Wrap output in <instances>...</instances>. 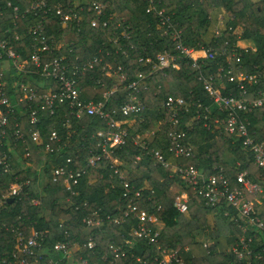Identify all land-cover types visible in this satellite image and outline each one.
<instances>
[{
    "label": "trees",
    "instance_id": "trees-1",
    "mask_svg": "<svg viewBox=\"0 0 264 264\" xmlns=\"http://www.w3.org/2000/svg\"><path fill=\"white\" fill-rule=\"evenodd\" d=\"M34 1L0 0V38H6L16 52L30 60L33 42L38 41V37L29 30L37 27L45 34L48 43L63 41L59 48L42 51L43 62L65 55L70 64L80 66L96 56L100 57V62L85 69L79 76L80 97L84 100L100 99L104 91L117 83L114 77L104 74L107 65L112 68L120 66L128 80L133 79L139 71L150 69L139 60L141 56L154 58L157 52L172 44L168 31L163 34L167 27L160 23L154 11L146 10L150 0H95L103 5L98 16L93 8L89 9L91 0H46L47 6L58 3L65 10L73 8L77 17L66 26L61 24L54 11L43 16L41 11L30 9ZM153 4L156 9L163 8L164 13L170 16L172 29L182 30L185 44L217 51L224 46L236 47L240 60L234 62V67H240L248 74H264V0H153ZM216 8H222L225 26L206 42L202 37L203 31L210 25L211 12ZM94 19L96 23L92 25ZM16 34L18 38H15ZM245 38L252 39L254 46L239 47L236 44L239 39ZM215 60L222 58L217 56ZM178 61V69L153 72L147 80V88L140 89L138 97L143 103V110L137 117L127 116L131 123V127H128L130 135L154 130L152 139H149L150 147L160 148L170 156L168 133L173 128L168 121L164 100L171 94L181 96L187 101L189 110L181 117V124L174 129L185 132V141L193 146L194 154L181 157L180 161L211 171L214 166H227L240 159L242 166L259 179L260 172L252 164V154L241 141L228 134L223 135L214 128L212 118L224 117L225 114L203 89L197 77L198 69L187 58ZM207 62L212 63L211 68L215 64L213 61ZM28 66H31V62ZM5 79L12 108L7 112V125L0 126V132L5 131V135L0 136V153L7 154L10 164L6 171L0 168V258L15 252L17 230L27 235L34 227L44 231L47 248L58 239L66 241L68 245L74 242L82 245L91 236L96 241V248L90 250L82 247L80 254L95 264H118L112 261L108 244L121 243L130 236L129 225L105 220L103 231H99L98 227L78 221L76 215L81 216L83 212L74 210V204L79 203L83 207L82 203L87 201L82 210H97L102 215L118 214L122 205L119 197L123 187L112 171L107 167L87 165L85 160L87 154L99 151V139L93 137L92 133L105 127V120L90 115L72 117V109L66 104L50 113L48 109L40 110L37 98L19 102L18 95L12 92V81L17 79L28 88L41 85L38 92H43L49 85V79L42 75L20 73L16 77L7 75ZM245 83L253 97L257 90L264 91L262 77ZM214 85L221 94L237 95L240 92L237 82L226 79L222 84ZM126 97L127 89L120 84L111 94L108 109L118 110L119 103ZM36 107L40 110V123L31 124L28 111ZM196 111L200 114L198 118ZM204 115L207 117L204 118ZM117 116L123 117L119 113ZM246 116L251 129L264 132V104ZM66 118L70 119L71 126L65 122ZM184 122H191L192 127L182 125ZM17 129L23 133V137L14 133ZM33 129H39L44 140H48L50 132L56 130L67 145L58 148L57 141H51L53 150L45 151L42 144L32 140L30 134ZM131 136L115 146L113 152L123 162L129 182L142 192L140 199H134V202L159 216L157 229L160 245L176 248L184 264H234L232 256L224 250L229 240L226 239V245L225 242L222 244L223 236L226 237L231 228L232 232H237L223 214L226 207H208L200 195L188 188L189 208L185 213H179L174 207L175 196L182 189L177 178L170 175L169 169L154 161L149 153L143 152L142 159L136 160L135 155L141 149L132 142ZM26 147L30 153L28 156L25 155ZM68 156L73 158L74 167L85 168V173L74 188V195L64 188L61 181L52 178V169L64 163ZM261 181L264 182V178ZM13 182L19 183L20 188L9 196L8 188ZM69 195L73 199L70 204L65 202ZM33 199L39 202L34 204ZM210 240L219 246V251L213 246L204 247V242ZM139 244L143 249L149 246L145 240ZM184 246L188 247L186 251L183 250ZM135 252L146 254L145 251L140 253L139 249H135ZM102 253L107 254L106 260H101ZM128 264L154 263L129 258Z\"/></svg>",
    "mask_w": 264,
    "mask_h": 264
},
{
    "label": "built area",
    "instance_id": "built-area-1",
    "mask_svg": "<svg viewBox=\"0 0 264 264\" xmlns=\"http://www.w3.org/2000/svg\"><path fill=\"white\" fill-rule=\"evenodd\" d=\"M89 9L93 8L95 14H101L103 5L101 2L89 1ZM16 8V7H14ZM30 9L41 11L42 15H47L54 11L59 16L61 24L66 26L68 22L77 17V14L70 7L65 10L62 5L55 4L47 6L46 0H36L29 6ZM147 11H154L162 25L167 27L163 34L169 33L171 38V46L156 53L155 57H140L139 60L145 66L150 67L148 71H139L133 79L127 78L125 73L121 71L120 66L112 68L107 65L104 74L114 77L117 83L111 88L104 91L100 99L84 100L80 97L79 76L87 68H92L95 63L101 61L100 57H94L80 66L70 64L65 55L55 56L47 61H42V51L51 48H59L63 41L48 43L45 34L37 27L30 28L29 32L38 37V41L33 42L30 60L23 58L18 52L12 48L6 38H0V126L7 125V112L12 108L9 94L6 91L7 82L5 77L18 76V74H39L49 80L48 87L43 92H38L39 85L29 87L18 81L13 80L11 85L14 95H18L17 100L38 99L40 110L48 109L53 113L55 109L66 104L72 109L71 116L78 118L82 115L97 116L105 120L106 126L96 130L92 136L98 138L97 145L99 151L87 154L86 164L90 166H100L109 168L115 175L117 182L123 187L120 195L122 205L119 206V213L100 214L97 210L86 211L82 208L86 206L84 201L81 207L79 203L74 204V210L83 212L81 216L76 215L82 224L93 225L98 227L99 231H103L102 226L105 220L112 221L116 224L127 223L129 225V235L124 238L121 243H109L108 248L112 254V261L118 264H128V259L133 258L136 261L147 263L149 260L154 264H184V260L179 251L174 247H164L158 242V223L159 216L153 212H147L134 202L139 200L142 192L135 188L129 182L123 162L114 154V147L125 142L130 135L128 127L130 126V118L132 115L137 117L143 110V103L138 97L141 88H147V80L155 71H164L167 68L178 69L180 64L178 59L187 58L191 65L198 69V79L202 87L208 92L210 98L224 112L225 116H215L212 122L215 129L223 135H230L234 139L241 141L242 145L248 152L252 154V164L259 170V179L254 178L248 168L243 167L242 161L237 159L233 164L214 166L211 171L205 167H198L195 164H183L181 157L193 156V146L185 141V132L183 130H175L174 128L181 124V117L189 110L187 101L176 95H168L164 100V108L168 114L169 124L172 130L168 133L170 142V156L166 155L164 150L160 148L150 147L151 137L154 130L145 132H136L131 136L132 142L137 145L141 151L135 155L136 160H141L143 152L149 153L164 169L171 171L170 175L177 178L182 189L176 194L174 199V207L179 213H185L189 208V191L192 188L208 207L225 206L224 216L227 221L236 228L237 232L232 228L227 234L229 243L224 249L232 256L234 264H264V132L253 130L250 128V121L246 116L253 109L264 104V91L257 90L255 97L250 95L249 89L245 82L254 81L257 77L264 78V74H248L240 67H234V62H239V52L236 47L224 46L220 50L206 49L204 47L189 46L184 43L182 30L173 28L170 16L164 13L163 8L156 9L153 0H150ZM96 20H92L91 24L95 25ZM171 29V30H168ZM220 29L215 34L220 33ZM18 38V35H15ZM61 43V44H60ZM220 56L222 60H215ZM213 61L212 68L209 67ZM234 60V61H233ZM31 62V66L28 63ZM205 70V72L203 71ZM237 82L240 92L235 94H221L214 84H222L224 80ZM120 84L127 89L125 99L115 108L108 109L111 94L116 91ZM40 110L29 108L28 119L31 124L40 123ZM117 113L123 117H118ZM196 117L199 112L196 111ZM207 116L204 115V118ZM141 119V117L139 116ZM65 122L71 126L69 118ZM127 124V125H126ZM206 124V123H205ZM182 125L192 124L184 122ZM222 129V130H221ZM18 137H23V133L17 129L14 132ZM5 131L0 132L3 137ZM32 140L38 144H42L45 151H52L51 141H57V147L63 148L67 145L66 140H62L56 130H52L48 136V140H44L39 129H33L30 134ZM26 156L30 155L26 147ZM10 164L7 160L6 153H0V168L4 171L8 170ZM233 172V173H232ZM85 168H76L73 166V158L68 156L64 163L58 164L52 169V178L54 181H61L64 188L71 195L76 194L75 187L79 183ZM20 184L13 182L8 188L9 196L14 195ZM71 195L67 196L65 202L73 203ZM32 202L37 204L38 199ZM88 206V205H87ZM231 209L232 211H229ZM131 222V223H130ZM62 224H60V227ZM14 229H12L13 231ZM15 231V230H14ZM68 234V232H66ZM16 250L12 255H5L0 258V264H95L90 262L88 257L80 254L82 247L94 250L97 246L96 241L91 236L81 245L74 242L68 245L66 241L55 240L50 248L44 244V231L31 228L29 233L25 235L21 230L15 233ZM145 240L149 245L148 248L140 246V242ZM204 247H215L219 251V247L213 240L204 242ZM135 249H139L142 253L137 254ZM188 247L184 246L183 250ZM144 253V252H143ZM148 254V255H147ZM101 260L107 259V254H100Z\"/></svg>",
    "mask_w": 264,
    "mask_h": 264
},
{
    "label": "crops",
    "instance_id": "crops-1",
    "mask_svg": "<svg viewBox=\"0 0 264 264\" xmlns=\"http://www.w3.org/2000/svg\"><path fill=\"white\" fill-rule=\"evenodd\" d=\"M223 10L222 8H216L214 9L212 12H211V21H210V25L208 26V28L203 31V39L204 41L208 42L210 40V38L215 34V31L217 29H220L222 30L223 27L225 26V20H224V17H223ZM236 44L239 46V47H253L254 46V42L252 39H239ZM212 220H214V216L211 217V223ZM223 245H224V242H225V245L227 244V241L226 239L228 240L227 236L225 237V235L223 236ZM222 242V241H221ZM218 246V245H217ZM219 247V246H218Z\"/></svg>",
    "mask_w": 264,
    "mask_h": 264
}]
</instances>
